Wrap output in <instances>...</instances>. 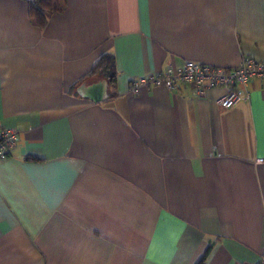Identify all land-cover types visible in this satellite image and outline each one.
<instances>
[{"label": "crops", "instance_id": "obj_1", "mask_svg": "<svg viewBox=\"0 0 264 264\" xmlns=\"http://www.w3.org/2000/svg\"><path fill=\"white\" fill-rule=\"evenodd\" d=\"M0 0V264H255L264 256V80L231 108L131 92L188 60L264 62V0H68L45 27ZM104 53L114 92L77 88ZM76 89L74 86H76Z\"/></svg>", "mask_w": 264, "mask_h": 264}, {"label": "built area", "instance_id": "obj_2", "mask_svg": "<svg viewBox=\"0 0 264 264\" xmlns=\"http://www.w3.org/2000/svg\"><path fill=\"white\" fill-rule=\"evenodd\" d=\"M264 80V62L253 57H245L235 67H221L188 60L181 66L171 65L164 71L141 76L131 83V92L138 93L145 87L163 85L169 90L177 91L181 85L191 87L194 95L205 96L213 87L225 89L217 103L224 108H231L249 94L238 89L240 85ZM20 139V131L15 127L0 129V159L6 158ZM255 264H264V256Z\"/></svg>", "mask_w": 264, "mask_h": 264}, {"label": "trees", "instance_id": "obj_3", "mask_svg": "<svg viewBox=\"0 0 264 264\" xmlns=\"http://www.w3.org/2000/svg\"><path fill=\"white\" fill-rule=\"evenodd\" d=\"M68 0H32L30 3V14L35 23L40 27H45L48 23L50 14L62 13L67 7ZM87 77H95V79L105 78L108 80L111 89L116 85L118 71L116 68V60L111 53H104L95 63ZM77 85L74 86L76 89ZM114 92H111L113 94ZM209 250L202 257L198 264H204Z\"/></svg>", "mask_w": 264, "mask_h": 264}, {"label": "water", "instance_id": "obj_4", "mask_svg": "<svg viewBox=\"0 0 264 264\" xmlns=\"http://www.w3.org/2000/svg\"><path fill=\"white\" fill-rule=\"evenodd\" d=\"M82 97L93 102H101L110 96V85L107 79L102 78L92 83L83 82L77 88Z\"/></svg>", "mask_w": 264, "mask_h": 264}]
</instances>
